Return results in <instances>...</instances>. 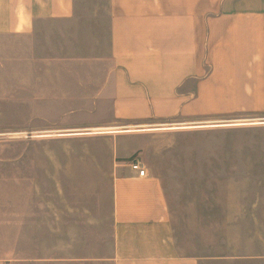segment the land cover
Listing matches in <instances>:
<instances>
[{
    "label": "crops",
    "instance_id": "1",
    "mask_svg": "<svg viewBox=\"0 0 264 264\" xmlns=\"http://www.w3.org/2000/svg\"><path fill=\"white\" fill-rule=\"evenodd\" d=\"M0 104L73 131L0 167V264H264V0H0Z\"/></svg>",
    "mask_w": 264,
    "mask_h": 264
},
{
    "label": "rangeland",
    "instance_id": "2",
    "mask_svg": "<svg viewBox=\"0 0 264 264\" xmlns=\"http://www.w3.org/2000/svg\"><path fill=\"white\" fill-rule=\"evenodd\" d=\"M0 167H14L17 169L23 164L37 163L38 144L47 135H62L73 131H40L37 120L34 119L37 110L34 109H6L0 104ZM101 132L114 129L99 128ZM116 130V129H115ZM93 131H97L94 129ZM48 148V147H46ZM29 161V162H28ZM5 171V170H3ZM0 191L4 192L5 173L0 174ZM20 255H14V264L20 263ZM9 264L11 262L9 261Z\"/></svg>",
    "mask_w": 264,
    "mask_h": 264
},
{
    "label": "built area",
    "instance_id": "3",
    "mask_svg": "<svg viewBox=\"0 0 264 264\" xmlns=\"http://www.w3.org/2000/svg\"><path fill=\"white\" fill-rule=\"evenodd\" d=\"M96 133H104L97 129V131H94ZM129 166L133 173L137 175L138 178H145L148 176L147 169L144 165V163L139 158H133L129 162Z\"/></svg>",
    "mask_w": 264,
    "mask_h": 264
}]
</instances>
